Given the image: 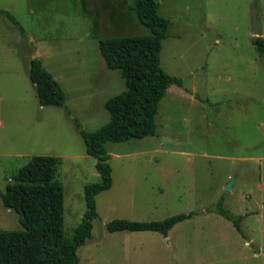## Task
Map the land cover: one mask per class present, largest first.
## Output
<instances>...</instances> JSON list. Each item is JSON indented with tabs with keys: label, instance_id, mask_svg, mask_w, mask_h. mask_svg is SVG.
Here are the masks:
<instances>
[{
	"label": "rangeland",
	"instance_id": "374dc122",
	"mask_svg": "<svg viewBox=\"0 0 264 264\" xmlns=\"http://www.w3.org/2000/svg\"><path fill=\"white\" fill-rule=\"evenodd\" d=\"M170 19L162 67L183 79L159 105L157 134L107 143L113 185L96 197L93 235L79 264H264V0H158ZM133 0H0V188L35 155L61 160L65 232L100 180L81 129L109 122L106 101L126 89L100 39L151 34ZM24 30V31H23ZM40 57L67 92L65 107L40 104L30 62ZM231 182V187L227 185ZM245 215L242 231L214 208ZM195 214L168 234L107 229L114 218ZM23 228L0 199V229Z\"/></svg>",
	"mask_w": 264,
	"mask_h": 264
},
{
	"label": "trees",
	"instance_id": "16d2710c",
	"mask_svg": "<svg viewBox=\"0 0 264 264\" xmlns=\"http://www.w3.org/2000/svg\"><path fill=\"white\" fill-rule=\"evenodd\" d=\"M151 34L117 35L100 39V50L106 65L119 69L126 89L110 97L105 106L110 112L108 123L96 130L78 128L85 140L87 152L97 158L100 180L85 186L86 210L72 236L65 232V188L58 173L61 160L55 155H35L14 175L0 199L21 216L23 228L0 229V264H79L78 249L93 235L94 220L99 216L96 197L113 185V168L109 141L121 142L157 134L156 116L159 105L173 84L183 85V79L168 73L161 64L163 40L170 19L159 12L158 0H133L128 3ZM23 29L8 10L1 9ZM24 31V30H23ZM257 50L264 54V37L253 38ZM30 78L40 104L65 107L67 92L47 69L40 57L30 62ZM214 211L232 221L242 231L245 215H235L222 198ZM195 213H178L161 220H131L114 218L107 223L110 232L156 231L168 234L179 222Z\"/></svg>",
	"mask_w": 264,
	"mask_h": 264
},
{
	"label": "water",
	"instance_id": "95a60500",
	"mask_svg": "<svg viewBox=\"0 0 264 264\" xmlns=\"http://www.w3.org/2000/svg\"><path fill=\"white\" fill-rule=\"evenodd\" d=\"M227 187H228V188H230V187H231V182H230V183L227 185Z\"/></svg>",
	"mask_w": 264,
	"mask_h": 264
},
{
	"label": "crops",
	"instance_id": "0c3cea01",
	"mask_svg": "<svg viewBox=\"0 0 264 264\" xmlns=\"http://www.w3.org/2000/svg\"><path fill=\"white\" fill-rule=\"evenodd\" d=\"M127 6H128V3H127ZM129 7V6H128Z\"/></svg>",
	"mask_w": 264,
	"mask_h": 264
}]
</instances>
